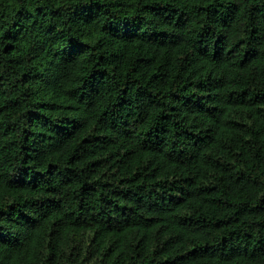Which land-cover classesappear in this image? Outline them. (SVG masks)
Here are the masks:
<instances>
[{"label":"trees","instance_id":"16d2710c","mask_svg":"<svg viewBox=\"0 0 264 264\" xmlns=\"http://www.w3.org/2000/svg\"><path fill=\"white\" fill-rule=\"evenodd\" d=\"M0 264H264V0H0Z\"/></svg>","mask_w":264,"mask_h":264}]
</instances>
